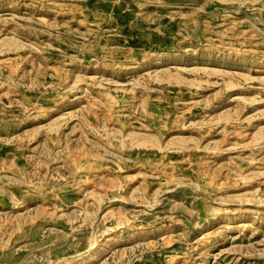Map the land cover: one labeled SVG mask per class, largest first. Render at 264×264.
I'll use <instances>...</instances> for the list:
<instances>
[{"label":"rangeland","instance_id":"obj_1","mask_svg":"<svg viewBox=\"0 0 264 264\" xmlns=\"http://www.w3.org/2000/svg\"><path fill=\"white\" fill-rule=\"evenodd\" d=\"M0 264H264V0H0Z\"/></svg>","mask_w":264,"mask_h":264},{"label":"bare ground","instance_id":"obj_2","mask_svg":"<svg viewBox=\"0 0 264 264\" xmlns=\"http://www.w3.org/2000/svg\"><path fill=\"white\" fill-rule=\"evenodd\" d=\"M96 257H97V251H95V252L91 255V258H90V259L92 260V259H95Z\"/></svg>","mask_w":264,"mask_h":264}]
</instances>
